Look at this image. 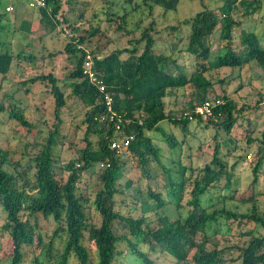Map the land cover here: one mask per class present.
Masks as SVG:
<instances>
[{
  "label": "trees",
  "instance_id": "trees-1",
  "mask_svg": "<svg viewBox=\"0 0 264 264\" xmlns=\"http://www.w3.org/2000/svg\"><path fill=\"white\" fill-rule=\"evenodd\" d=\"M180 1L143 0V3L149 10L153 3L170 11L176 10ZM129 2L132 3L133 0ZM260 3V0H224L219 13L204 8L191 19L182 21V24L190 27L188 44L182 51L192 55L196 64V70L190 74L172 56L155 51L153 23L137 40L138 46L144 42L142 50L131 47L102 55L107 43L96 45V49H88L85 45H92L94 35H103L99 25L93 27L91 33L68 36L70 42L66 44L64 51L68 54L71 69L66 86L70 89V95L77 98L86 109L82 120V124L86 125V146L80 150L78 158L61 167L68 171L67 178H58L53 150L64 136L61 131L65 122L61 116L67 97L52 73L33 77L31 80L34 82L49 77L53 83L56 123L41 150L33 158L36 170L34 180L29 177L31 165L19 171L21 163H14L9 158L10 152L0 147V210L4 215L0 229L10 238V252L4 258V264H23L25 248L35 244L40 249L34 259L35 264H72L73 258L76 264H118L119 258L127 252L132 258L134 256L133 261L141 264H157L151 258L157 252L172 257L174 264H264V235H255L254 229L264 227V216L256 204L257 195L251 194L247 199H241L244 203L253 204L249 212L227 207L228 201L236 200L238 193L234 184V169L247 155L238 157L235 163L229 164L220 156V144H216L212 160L198 169L199 174L191 183V177H187V173L193 172L192 167L183 165L180 160L176 170L166 166L161 148L147 135V131L157 130L167 141V149H176L181 143L175 136L162 130L160 124L168 121L185 131L190 123L187 114L194 115L196 107L206 101L214 103L212 116L207 118L208 124L232 135L243 107L239 108L235 101L226 96L207 98V91L213 84L206 73L223 68L243 69L254 63L264 69L262 37L255 31L243 30L239 46L235 45L233 37L235 27L241 25L235 19V12L245 7L243 15H252L259 9ZM105 4L107 9L103 13L106 17L101 21L110 25L112 19L109 11L115 2L106 0ZM61 5L57 0H50V5L39 9L42 15L40 23L54 30L61 24L58 19ZM83 13H80L81 17ZM127 15L125 13L121 17L118 29H125ZM62 24H66L65 27L68 26L70 30L73 28V33L80 32L70 26L67 19ZM217 28L220 50H223L214 54L212 38ZM62 30L67 33V29ZM89 55L93 60L92 69L97 76L96 82L84 75ZM14 58L8 53L0 54V74L9 73ZM169 63H173L174 73L168 69ZM181 90L197 96V101H190L186 108L177 113L167 111L164 99ZM107 97L112 99L110 106L107 105ZM219 100L221 102L218 104ZM5 107L4 103H0V110ZM9 117L17 120L28 131L34 126L28 122L22 110H12ZM197 119L202 120L201 117ZM245 131L248 132V143L251 144L254 139L249 132L253 130L246 128ZM129 137L133 139L127 150L118 153L111 148L113 140ZM258 143L256 162L252 169V190L256 188L264 164V131ZM39 145L41 144L36 143L37 147ZM28 146L26 145L27 149ZM234 148L238 149L236 141ZM126 153L138 159L142 174L148 179L154 178L150 168L151 160L158 164L162 169L169 201L151 187L146 192L135 188L134 192H141L148 198L140 201L136 196L130 197L139 215H126L121 211L131 186L120 183L128 172V159L124 157ZM248 157L251 158V155ZM175 163L174 160L170 164L176 165ZM13 164L16 165L15 171L6 168V165ZM96 168L99 170V187L95 197L91 199L87 187L90 181L86 182V187L79 186V183L85 173H93ZM223 181L224 185L221 186ZM188 184L193 187L186 215L181 214L172 220L163 210L167 204L175 205L179 211L185 208L183 198ZM215 189L227 190V194L214 198L212 191ZM222 219L224 222H221ZM44 221L55 226L48 240L45 237ZM116 222L125 224L128 234L118 235L114 229ZM223 224L239 226L241 236L249 237V240L242 245L225 248L210 246V232L218 235L217 226ZM244 227L247 230L242 233ZM123 243L126 245L125 249L120 247ZM90 244H93L94 250L90 249ZM141 246H147V250H142ZM235 251L238 253L237 257L233 255Z\"/></svg>",
  "mask_w": 264,
  "mask_h": 264
},
{
  "label": "rangeland",
  "instance_id": "rangeland-1",
  "mask_svg": "<svg viewBox=\"0 0 264 264\" xmlns=\"http://www.w3.org/2000/svg\"><path fill=\"white\" fill-rule=\"evenodd\" d=\"M106 0H70L61 5L58 13V24L54 30L40 23L41 11L31 9L24 0H0V54L8 53L13 55L11 70L8 74H0V103L5 104V109L0 110V147L10 152L9 158L14 163L19 162L21 166L19 171H23L29 165V177L35 178V168L33 158L41 150V146L53 131L56 118L55 98L52 94L53 83L50 78H42L34 82L33 77L49 75L52 73L58 79V86L66 98V106L62 111V119L65 122L61 133L64 135L60 142L54 147V159L56 161V171L58 178L66 179L68 171L62 170L71 160L78 158L80 150L85 148L84 134L86 125L82 124L85 115L84 105L74 96L70 95V89L66 86L69 83L68 73L71 69L68 54L64 48L70 42L71 35L80 36L82 33H91L93 27L100 26L103 35L96 34L92 37V45H85L88 49H96V45H107L102 55H108L117 49L144 47V42L138 46V41L144 30L153 23V37L156 42L155 51L172 56L177 60V64L185 68L188 74L196 70L195 58L186 51H182L188 44V35L190 27L182 24V21L191 19L197 12L204 8L216 10L219 13V7L224 0H181L176 10L166 11L162 6L153 5L149 10L143 0H111L115 5L109 11L112 19L111 24L101 21L105 20L103 11L107 9ZM260 7L252 15L244 16L245 7L235 12V19L241 23L235 27L233 32L235 45H240V38L243 30L248 32L255 31L264 41V0H260ZM13 5V13L6 12V7ZM15 7L17 9L15 10ZM83 17L80 16L81 12ZM127 13L125 29H118L121 25V17ZM67 19L70 26L75 27L80 32L73 33L64 23ZM54 22V20H53ZM173 27V28H172ZM175 27V28H174ZM67 29L63 31L62 29ZM179 28V29H178ZM217 32L212 38V51L218 54L221 50V42ZM61 51V53H60ZM58 52L56 55L51 54ZM170 71L175 72L173 63H169ZM206 77L212 82V87L207 91V98L214 99L219 96H226L235 101L239 108L243 107L242 114L238 118L237 124L232 135H228L223 130H218L213 125L208 124L207 118L199 121L198 119L190 121L188 129L183 131L180 127L163 121L160 126L167 134L173 135L181 143L176 149H167V141L163 139L162 133L157 130L147 131V135L153 138L156 146L161 148L163 162L166 166L175 170L179 167V160L183 165L191 166L193 172L187 173L191 177V183L198 176L199 170L210 163L214 155L216 144H220V156L227 160L229 164L235 163L238 157L246 159L234 169V184L238 189L236 200L228 201L227 207L240 212H249L253 204L242 202V198H248L251 194H256V204L261 214L264 216V164L259 174V180L256 188L252 190L253 166L256 162V152L259 145L258 139L261 138L264 131V69L256 65H247L243 69L223 68L212 70L206 73ZM65 83V84H64ZM185 93V94H184ZM167 111L177 113L182 108H186L189 102H196L197 96L189 94V91L183 90L169 95L164 99ZM11 104V107L8 105ZM22 110L26 119L33 126L31 131L22 126L17 120L9 116L12 110ZM252 129L249 134L254 139L251 144L248 143V132L245 129ZM219 131V132H218ZM218 132V135L216 133ZM216 136V137H215ZM237 138V140H236ZM95 141V137L92 136ZM238 143V149L234 148ZM36 143H40L38 147ZM28 146V149L26 148ZM264 149V146H263ZM127 154V153H126ZM124 155L128 159V172L120 181L124 186H130L128 197L125 199V205L121 207L124 214L134 216L139 215V211L134 208V201L131 196H136L140 201L147 200V196L141 192L136 193L133 189L140 188L146 192L151 187L157 192L162 193L166 201H169L164 188V176L162 169L158 164L151 160L150 168L153 174L151 179L143 176L139 166L138 159L129 154ZM251 155V158L248 157ZM173 158V159H171ZM176 165L170 163L174 162ZM16 165H6L10 171H15ZM97 171L85 173L79 186L86 187L91 199L95 197L98 189ZM192 174V176H191ZM90 181V182H89ZM86 182H89L86 184ZM192 185V184H191ZM188 184L183 198V208L181 211L173 204H167L163 213L172 220L178 218L181 214L186 215L188 210L187 202L191 199L190 190L193 186ZM224 185V181L221 186ZM227 194V190L215 189L212 196L217 198ZM205 200V199H204ZM151 203V200H148ZM208 205L207 201H204ZM221 205V204H220ZM139 206V204L137 205ZM181 212V213H180ZM153 217V214H150ZM4 215L0 210V226L3 224ZM221 222H224L222 219ZM45 237L48 240L54 225L46 224ZM1 228V227H0ZM114 229L118 235H126L129 230L125 224L116 222ZM255 235H264V227H255ZM247 228L242 229V233ZM249 230V229H248ZM218 235H212L210 232V246L218 245L220 248L233 245H242L249 240V237H242L241 229L237 225H219L217 226ZM60 245V244H59ZM90 249L94 250L93 244ZM126 248L123 243L120 246ZM142 250H147V246H141ZM159 251V248L157 249ZM10 252V238L0 229V264H4V258ZM25 260L23 264H35L34 259L40 252L38 247H26ZM130 254V253H129ZM123 255L119 258L118 264H141L133 261L131 255ZM234 257L238 256L235 251ZM151 258L157 264H174V259L165 255L163 252L152 254ZM72 264L75 259L71 260ZM238 262H236L237 264ZM47 264V263H45Z\"/></svg>",
  "mask_w": 264,
  "mask_h": 264
},
{
  "label": "built area",
  "instance_id": "built-area-1",
  "mask_svg": "<svg viewBox=\"0 0 264 264\" xmlns=\"http://www.w3.org/2000/svg\"><path fill=\"white\" fill-rule=\"evenodd\" d=\"M27 5L31 8V9H35V10H39L41 8H45L48 5H50V0H24ZM58 2H60L62 5L64 2H67L68 0H57ZM14 11V7L13 5L7 6L6 7V12L10 13ZM92 64H93V60L91 55L87 56V62L85 64V70H84V75L88 76L89 79L93 82L97 81V76L95 74V72L92 69ZM101 89L104 90V87L101 86ZM112 102V99L110 97H107V105L110 106ZM221 101H217V103L219 104ZM216 103V102H215ZM213 101H206L205 103L199 105L196 107L195 109V116L193 115V113H188V119L190 121L196 120L197 117H201L202 119H206L210 116H212V106H213ZM133 139V137H129L123 140H113L111 142V148L113 150L118 151V153H121L125 150L128 149V146L130 144V141Z\"/></svg>",
  "mask_w": 264,
  "mask_h": 264
},
{
  "label": "crops",
  "instance_id": "crops-1",
  "mask_svg": "<svg viewBox=\"0 0 264 264\" xmlns=\"http://www.w3.org/2000/svg\"><path fill=\"white\" fill-rule=\"evenodd\" d=\"M17 9V7H15V10ZM10 13H13V12H10Z\"/></svg>",
  "mask_w": 264,
  "mask_h": 264
}]
</instances>
